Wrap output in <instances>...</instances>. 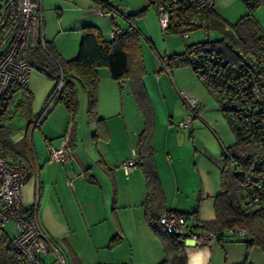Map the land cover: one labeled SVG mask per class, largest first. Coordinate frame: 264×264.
<instances>
[{
    "label": "rangeland",
    "instance_id": "obj_1",
    "mask_svg": "<svg viewBox=\"0 0 264 264\" xmlns=\"http://www.w3.org/2000/svg\"><path fill=\"white\" fill-rule=\"evenodd\" d=\"M5 1L0 0V4ZM96 1L42 0V3L44 14L47 15L49 23L54 27L57 26L56 24L60 27L73 25L78 22L77 16L79 15L88 18L94 16V21L99 23L97 25L106 27L108 33L115 27L123 28L127 25L126 20L121 15H116L114 18L96 15L92 11V7L97 4ZM111 1L125 6L127 13L145 9L137 22L140 21L139 28L142 29V53L146 67L144 84L150 99L155 123L150 142L153 153L152 161L165 200L167 199L169 206L186 212H193L201 206L202 218H205L206 215L213 213L214 196L220 191V169L223 163L224 146L233 143L236 134L227 121V114L220 108L216 97L207 90L204 83L198 78L189 64L188 58L186 57L180 66L173 67L169 75L166 69L162 68L156 52L161 55L173 52L183 53L187 49L186 44L216 41L220 40L222 35L219 30L212 27H209L208 37L200 28L190 31L188 38H184L178 32L164 34L155 8L146 0ZM215 8L231 22L237 21L247 12V6L243 0H216ZM254 17L259 25V31L264 33V3L255 8ZM147 36L152 39L153 48L146 39ZM55 84V80L32 65L29 80L31 97L26 96L24 91L18 88L9 101L10 106L4 119L3 132L8 133L12 141L11 146H7V150L16 154L17 157H21L30 166V178L21 186L23 204L29 206L35 201L36 196L40 197V220L46 219L50 214H53L54 210L60 212L61 206L58 203V197L61 196V190L67 192V196L72 197V190L69 187L67 189L64 181L67 174L59 169L58 163L60 162L50 164L47 159L49 155L44 140L45 138L62 139L65 137L70 121L64 106L60 104L57 98H50ZM123 89L125 96L129 94L130 105L125 110L124 117L121 113L116 114L112 122L121 127L123 134H127V127L133 129L136 119L141 120L139 119L141 117H138L137 104L129 87L126 85ZM181 91L199 100L200 115L193 117L190 128H182L178 124L190 112L181 98ZM125 122L127 127L124 125ZM123 134L121 136L116 134V138L122 139ZM88 141L84 139V143ZM89 142L88 145L90 146ZM118 143L117 140L116 144ZM102 144L104 143L100 141V145ZM110 146L112 148V145ZM167 146L171 149L173 160L168 157ZM79 147L82 148L85 161L79 159L80 148L74 146L76 158L74 157L72 161L66 163V167L68 168L70 164V166L73 165L77 168L78 157L80 164L82 163L84 169L89 171L88 179H93L90 177L93 175L95 180L109 183L105 176V174L111 176L109 169L101 164L95 166L88 152H84V150L87 151L84 145L81 146L80 144ZM131 156L132 151L130 149L129 156L123 160ZM172 162L175 164L172 165ZM60 164L62 165V163ZM253 164L262 167L264 170V158L260 162L255 160ZM139 174L143 176L142 171ZM136 187L134 190L137 191L138 186ZM209 193L212 194L207 196ZM135 196L138 198V193ZM2 229L13 236L17 232V225L14 221L4 222ZM245 240V238H237L227 232L223 240L217 241L212 246L213 250L216 251L212 258V264H241L246 259L251 264H264L262 248L257 245L248 246ZM50 256L52 257V255ZM46 260L48 261V259Z\"/></svg>",
    "mask_w": 264,
    "mask_h": 264
},
{
    "label": "trees",
    "instance_id": "obj_2",
    "mask_svg": "<svg viewBox=\"0 0 264 264\" xmlns=\"http://www.w3.org/2000/svg\"><path fill=\"white\" fill-rule=\"evenodd\" d=\"M243 1L247 6V12L235 22L229 21L216 10V0L208 9L199 12L189 9V15L206 20L208 27L219 30L222 38L216 41L186 44L187 49L183 53L163 54L160 57L167 58L169 71L172 72L173 67L180 66L186 57L189 62V56L194 51L214 50L226 56H239L255 54L261 50L264 47V33L259 31L254 10L258 5L263 4L264 0ZM149 4L155 8L154 2ZM144 11L145 9H142L125 15L124 19L127 22L125 32L115 34L111 39L104 38L98 26H85L78 55L72 59L58 56L48 42H46V50L37 48L28 51L26 59L42 73L55 80L56 84L50 98H57L73 119L79 112L77 86L80 85L87 94V112L96 121L95 136H104L106 139L108 132L105 119L98 116L100 84L98 68L108 67L111 76L118 81L127 79L144 120V129L138 139L137 158L145 178L146 197L143 205L146 220L152 230L160 235L166 251V257L160 264H186L182 239L177 234L167 233L160 224L161 215L169 208L166 206L163 189L152 161L153 153L150 146L154 119L143 81L146 68L142 53L141 32L136 25L137 17L142 16ZM62 76L65 83L63 88L58 90ZM9 103L0 116V141L8 153L10 152L7 146H11L12 141L8 133L5 134L3 130ZM227 121L234 130L236 139L233 144L223 149V163L220 169L221 186L213 200L214 217L208 220L199 219L201 224H193L191 231L200 228L213 232L217 236V241H221L226 237L227 232L230 233L235 229L243 230L248 246L257 245L264 251V207L251 206L247 201V195L255 186L257 176L263 172L262 167L253 164L255 160L260 162L264 158L263 151L242 137L231 120L227 119ZM10 154L17 156L14 153ZM28 168L30 169V166ZM174 211L184 216L196 215V210ZM0 264H26L23 254L13 243V236L5 231H0ZM241 264L251 263L246 259Z\"/></svg>",
    "mask_w": 264,
    "mask_h": 264
},
{
    "label": "built area",
    "instance_id": "obj_3",
    "mask_svg": "<svg viewBox=\"0 0 264 264\" xmlns=\"http://www.w3.org/2000/svg\"><path fill=\"white\" fill-rule=\"evenodd\" d=\"M154 2L159 24L164 34L178 32L185 38L189 32L200 28L208 37L210 29L206 20L189 15L191 9L199 12L210 8L215 0H146ZM92 7L96 15L124 17L125 6L111 0H97ZM190 9V10H189ZM178 13H181L178 15ZM45 23L42 0H6L0 4V116L12 95L21 88L30 96L29 80L32 65L26 59L30 50H46ZM125 28L115 27L113 35L122 34ZM161 64L169 71L167 58L160 57ZM189 64L204 83L207 90L216 97L221 109L237 127L239 134L261 148L264 155V47L251 55L226 56L214 50L194 51L189 56ZM170 72V71H169ZM61 77L58 90L64 86ZM181 98L190 110L185 119L178 122L182 128H190L194 116L200 115L199 100L181 91ZM49 161L64 163L70 158L65 145L54 147L48 144ZM128 177L138 166L137 150L132 156L119 163ZM26 163L8 153L0 141V231L2 224L14 221L17 232L13 243L23 254L26 264H46L43 254L54 250L57 259L65 264L63 255L50 240L39 219V197L29 206H24L21 186L30 178ZM249 205L264 207V170L257 176L255 186L247 195ZM160 224L169 234H177L182 241L196 246L211 248L217 242L213 232L200 228L191 231L193 224H201L196 215H181L167 209L160 217ZM232 236L245 238L243 230H231ZM95 264H129L97 262Z\"/></svg>",
    "mask_w": 264,
    "mask_h": 264
},
{
    "label": "crops",
    "instance_id": "obj_4",
    "mask_svg": "<svg viewBox=\"0 0 264 264\" xmlns=\"http://www.w3.org/2000/svg\"><path fill=\"white\" fill-rule=\"evenodd\" d=\"M44 13L43 8L46 42L50 43L56 54L64 59H72L78 55L83 28L87 25L98 26L106 39L113 37L112 31L108 33L106 27L97 25L98 22L94 21V16L88 18L79 15L77 16L78 22L73 25L60 27L56 24L57 26L54 27L49 23V19ZM137 19L136 25L142 33V29L139 28L140 21L137 22ZM123 28H126V26ZM146 39L153 48L150 36H147ZM171 54H174V52ZM156 55L159 59L162 56L158 52H156ZM162 68L164 67L162 66ZM167 72L169 75L171 74V72ZM98 75L100 79L98 116L105 119L108 138L95 136L96 121L87 112L88 98L87 95H84L86 91L78 85L79 112L73 119L66 110L70 121L67 125L65 137L62 139H44L48 155V144L54 147L65 145L69 148L70 158L62 165L58 164L60 165L59 169L67 174L64 181L67 189L69 187L72 190V197L67 196V192L61 190V196L58 197V203L61 206L60 212L54 210L53 214H50L46 219L42 218L40 223L50 240L63 255L65 264H95L101 261L160 264L166 257V251L160 235L152 230L146 220L143 205L146 197L145 178L143 172V176L139 174L142 169L138 165L127 177L118 166L121 160L129 156L130 149L131 151L134 148L138 149V139L144 129V120L137 107L138 117H141L139 118L141 120L136 119L133 129H128L125 122L127 134H123L121 127L116 126L112 120L119 113L123 114L124 117L125 110L129 108V94L125 96L123 93V88L126 85L130 90L129 83L127 79L121 81L114 79L109 68L105 66L98 68ZM116 134L120 136L123 134L124 137L122 139L116 138ZM84 139L90 141H88L90 146L88 142L84 143ZM117 140L119 141L118 144H116ZM100 141L104 143L103 146L100 145ZM80 144L87 149L85 151L83 147L84 152H88L95 166L101 164L109 169L111 176L105 174L109 183L99 182L94 179L93 175L90 176L93 179H88L89 171H86L82 163L79 162V159L85 161L82 148L79 147ZM110 145H112V148ZM74 146L80 148L79 159L77 157L78 167L69 164L67 168L65 164L72 161L74 157L76 158ZM166 149L169 159L173 160L170 147L167 146ZM49 163L56 164V162L50 161ZM174 164L172 162V165ZM91 167L94 168L92 165ZM136 186H138L137 191L134 190V188H137ZM137 193L138 198L135 196ZM210 194L212 193L207 196H210ZM165 202L169 209L181 211L169 206L167 199ZM202 213L200 206L196 210V216L199 219L208 220L214 217V210L205 218H202ZM182 248L186 255V264H212L213 255L216 254L212 247L196 246L189 241H182ZM53 251L50 250L48 253L43 254L45 263L61 264L57 259L56 252Z\"/></svg>",
    "mask_w": 264,
    "mask_h": 264
}]
</instances>
